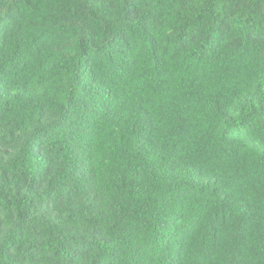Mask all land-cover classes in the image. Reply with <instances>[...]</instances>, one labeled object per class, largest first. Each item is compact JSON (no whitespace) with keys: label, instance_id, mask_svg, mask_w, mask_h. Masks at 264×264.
Listing matches in <instances>:
<instances>
[{"label":"trees","instance_id":"1","mask_svg":"<svg viewBox=\"0 0 264 264\" xmlns=\"http://www.w3.org/2000/svg\"><path fill=\"white\" fill-rule=\"evenodd\" d=\"M0 264H264V0H0Z\"/></svg>","mask_w":264,"mask_h":264}]
</instances>
